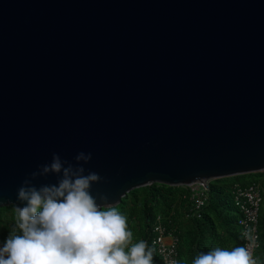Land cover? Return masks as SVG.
I'll return each mask as SVG.
<instances>
[{
	"label": "water",
	"instance_id": "95a60500",
	"mask_svg": "<svg viewBox=\"0 0 264 264\" xmlns=\"http://www.w3.org/2000/svg\"><path fill=\"white\" fill-rule=\"evenodd\" d=\"M80 152L115 206L264 172V0H0V208Z\"/></svg>",
	"mask_w": 264,
	"mask_h": 264
},
{
	"label": "clouds",
	"instance_id": "9594fccd",
	"mask_svg": "<svg viewBox=\"0 0 264 264\" xmlns=\"http://www.w3.org/2000/svg\"><path fill=\"white\" fill-rule=\"evenodd\" d=\"M91 154L74 162L53 154L17 190L16 223L0 246V264H153L146 241L132 244L127 218L106 195L92 192L101 181L84 165ZM55 183L36 186L48 175ZM192 264H257L247 247H214L199 253Z\"/></svg>",
	"mask_w": 264,
	"mask_h": 264
},
{
	"label": "trees",
	"instance_id": "16d2710c",
	"mask_svg": "<svg viewBox=\"0 0 264 264\" xmlns=\"http://www.w3.org/2000/svg\"><path fill=\"white\" fill-rule=\"evenodd\" d=\"M253 183L261 184L263 188L258 222L259 247L256 251V261L260 264L264 262V172L210 181L206 191L207 201L197 215H189L192 204L186 188L156 183L129 192L116 208L127 218L128 230L132 232L131 243L143 240L153 250V264H162L152 244L157 216L163 218L167 231L177 238V264H192L199 253L214 247L230 250L243 246L232 190L236 185L246 187ZM15 223V207H1L0 246H3Z\"/></svg>",
	"mask_w": 264,
	"mask_h": 264
},
{
	"label": "built area",
	"instance_id": "2783aa9c",
	"mask_svg": "<svg viewBox=\"0 0 264 264\" xmlns=\"http://www.w3.org/2000/svg\"><path fill=\"white\" fill-rule=\"evenodd\" d=\"M184 188L188 190L189 201L192 204L189 215H197L207 201V189L201 184H193ZM262 191L261 184L257 183L246 187L236 185L232 190L233 202L239 213L237 226L243 240V247L249 248L255 260L256 251L259 247L258 222ZM184 196L183 198H185ZM153 233L152 244L155 246L156 253L161 258L162 264H177V238L167 231L161 216L156 218ZM260 264H264V262Z\"/></svg>",
	"mask_w": 264,
	"mask_h": 264
},
{
	"label": "crops",
	"instance_id": "0c3cea01",
	"mask_svg": "<svg viewBox=\"0 0 264 264\" xmlns=\"http://www.w3.org/2000/svg\"><path fill=\"white\" fill-rule=\"evenodd\" d=\"M167 241H169V240L167 239Z\"/></svg>",
	"mask_w": 264,
	"mask_h": 264
}]
</instances>
